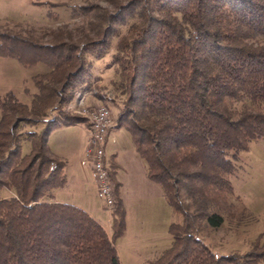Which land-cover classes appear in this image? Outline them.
Segmentation results:
<instances>
[{"label": "trees", "instance_id": "16d2710c", "mask_svg": "<svg viewBox=\"0 0 264 264\" xmlns=\"http://www.w3.org/2000/svg\"><path fill=\"white\" fill-rule=\"evenodd\" d=\"M159 2L162 18L122 42L126 99L116 124L128 130L148 177L182 217L169 225L170 247L146 264H264L262 233L246 252L224 255L196 235L201 219L216 229L231 214L233 160L252 140H264V44L244 42L264 43V0ZM105 41L88 45L104 49ZM78 47L0 34V55L49 68L33 77L30 106L12 92L0 100V192L13 193L0 195V264H121L115 241L126 221L115 183L111 236L82 209L49 200L66 182L65 161L50 149L49 134L84 118H41L71 100L70 89L82 80ZM39 121L43 127L28 132L30 149L22 153L18 124Z\"/></svg>", "mask_w": 264, "mask_h": 264}, {"label": "rangeland", "instance_id": "374dc122", "mask_svg": "<svg viewBox=\"0 0 264 264\" xmlns=\"http://www.w3.org/2000/svg\"><path fill=\"white\" fill-rule=\"evenodd\" d=\"M159 1L0 0V34L46 46L61 39L72 41L79 45L84 58L83 77L70 89V93L73 92L71 100L50 108L41 119L49 120L65 113L83 117L88 126L85 114L105 104L110 107L115 126L126 99L124 85L127 71L122 66L125 57L122 42L139 35L152 20L162 18ZM101 37L106 39L104 49L88 45L89 41H97ZM244 42L264 44L259 39H244ZM97 52L102 53L101 57H96ZM48 71L49 68L41 62L22 63L16 57L0 55V100L7 92H12L19 101L30 106L37 92L33 77ZM76 91L90 92L84 105L77 103ZM42 127L41 121L18 124L16 130L22 137V153L30 149V141L26 137L28 132L39 131ZM80 135L78 127H55L50 135L51 145L55 147L64 139H78ZM233 163L235 170L230 176L233 195L228 198L231 214L225 213L223 224L216 229L207 225L204 219L198 221L197 237L216 255L244 253L260 233L263 234L261 241H264V140H252L246 150L237 154ZM12 194L8 190L0 192L1 196ZM180 198L193 210L191 199L183 190L180 191ZM175 213L174 222H180V213ZM151 214L148 224L129 225L126 238L119 243L121 264H146L170 247L171 244L167 246L162 238L167 233L164 219L155 212ZM103 216L104 223L112 227L113 215L109 216L108 223L107 213L103 212Z\"/></svg>", "mask_w": 264, "mask_h": 264}, {"label": "crops", "instance_id": "0c3cea01", "mask_svg": "<svg viewBox=\"0 0 264 264\" xmlns=\"http://www.w3.org/2000/svg\"><path fill=\"white\" fill-rule=\"evenodd\" d=\"M65 126L78 127L81 135L78 139H64L52 147L51 132L49 134L48 145L53 153L65 161L63 170L66 177L65 184L54 189L49 200L69 203L82 209L103 227L108 236H111L112 227L104 223L103 212L108 215L107 223L111 213L105 208L91 167L85 161L87 125L79 122ZM105 159L110 165V175L117 185L125 209L126 228L123 235L117 239L118 242L115 241L120 263L122 255L119 252V243L126 238L129 225H140L141 222L148 224L149 218L152 217L151 212L164 219L167 233L162 238L169 246L172 236L167 227L176 219V213L169 205L162 187L148 177L147 163L136 151L132 137L125 127L115 125L108 133L105 141Z\"/></svg>", "mask_w": 264, "mask_h": 264}, {"label": "built area", "instance_id": "2783aa9c", "mask_svg": "<svg viewBox=\"0 0 264 264\" xmlns=\"http://www.w3.org/2000/svg\"><path fill=\"white\" fill-rule=\"evenodd\" d=\"M89 91H76L75 98L78 104L84 105ZM83 108L85 112L86 109ZM91 113V114H90ZM87 140L84 148L85 161L90 165L97 189L107 211L112 214L114 208V182L110 175V165L105 159V141L108 133L114 126L110 107L98 105L87 115Z\"/></svg>", "mask_w": 264, "mask_h": 264}]
</instances>
